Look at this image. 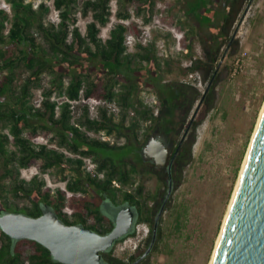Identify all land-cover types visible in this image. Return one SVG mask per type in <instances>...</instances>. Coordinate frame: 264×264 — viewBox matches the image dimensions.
<instances>
[{
	"label": "trees",
	"instance_id": "obj_1",
	"mask_svg": "<svg viewBox=\"0 0 264 264\" xmlns=\"http://www.w3.org/2000/svg\"><path fill=\"white\" fill-rule=\"evenodd\" d=\"M17 14L10 22L7 33L1 34L3 24L0 23V124L8 128V133L0 132V167L2 176L13 180L11 193L16 198L28 197L31 207L27 208V215L37 217L40 215L39 205L46 203L50 205L58 217L66 224H74L63 212L64 200L67 192L59 189L56 195L51 194L48 187H43V181L33 176L32 180L26 182L18 180L19 170L37 163L40 159L42 170L57 166L64 168L67 164L76 165V170L82 165L81 157H94L96 160V172L104 175L103 179L88 174L87 182L101 192H106L109 197L114 196L120 188L112 185L118 181L121 185L132 182V171L127 168L124 158L132 151L129 144H111L109 141L99 140L91 137L87 131H104L118 137H125L127 141H137L140 130V122L153 119L154 123L165 125L167 130L174 131L177 135L181 129L190 123L191 109L196 101L202 98V112L213 107L215 100L214 83L219 71L213 77L212 84L207 93L202 95L196 87L190 83L181 81L157 82L158 103L148 107L142 105V109L136 108L134 94L137 92V84L133 81V73L143 68L141 64L133 66V61L138 58L140 63H155L156 56L154 47H142L138 45L139 52L128 53L123 43L126 26L121 22L111 29L110 36L105 41L98 36L99 26L105 25L111 12L110 0H82L81 15L90 16L85 32L82 33L77 25V17L72 14V5L77 0H53V6L58 13V22L45 24L38 22V30L47 44L43 49L32 35L27 34L25 18L20 17V10L30 13V6H24V0H6ZM123 4H129L136 15L142 17L145 23L152 19L156 0H128ZM209 0H188L191 11L197 21L209 27L213 24L215 34L213 36V48L203 45L204 58L196 61L191 69H200L202 80L205 82L214 75L216 62L218 61L220 45L226 42L227 46L234 45L237 40L229 36L234 23L238 20L247 0H224L222 7L209 6ZM122 4V5H123ZM43 5H40L42 7ZM21 8V9H20ZM203 8L204 12H198ZM116 15L120 19H128L131 12L128 8L124 11L118 10ZM6 18L3 15V18ZM193 30L185 32L179 40L182 49H192ZM203 42V41H202ZM204 44V43H203ZM191 55V53L189 54ZM95 62L99 64L100 73L81 71L84 62ZM23 72V79L19 85L16 81V68ZM159 70L158 63L154 65ZM7 70L6 73L4 71ZM48 73L53 75V88L60 89L62 79L68 76L67 86L63 96L67 99L61 103V112L56 117V102L50 99L52 89L43 91L39 105L30 102L32 90L39 85L40 75ZM122 73L121 88L115 90L113 87L119 83V74ZM161 79V77H159ZM154 79V78H153ZM156 77V81H157ZM104 100L116 102L121 108H136V117L126 124V113L119 117L115 113H108L105 108H100L97 118H91L88 108L84 105V112L77 118L78 124L70 122L69 107L77 101ZM156 110L157 113L156 114ZM39 122L43 125L39 126ZM195 119L192 127L196 126ZM82 125L87 131L80 128ZM42 128V134L47 136L49 132L56 130L59 139L57 145L65 147L69 152L78 155V158H68L55 149L47 148L45 144L34 146L31 140L37 136L38 128ZM192 128V130H193ZM52 140L51 138H49ZM12 144L14 149L8 151L6 144ZM186 158L191 159V149L185 148ZM189 161V160H188ZM180 180V176L178 181ZM80 180L68 184V189L80 188ZM122 199L128 201L137 209V223H146L152 232L151 222L155 215V207L149 204L155 202V196H148L140 186L136 192L128 189L122 190ZM87 203L93 204L91 200L73 196L70 205L80 211L87 208L88 213L94 216V220L86 224L81 219L85 228H89L100 234L111 230L112 223L107 216L101 214L97 209H90ZM1 213V211H0ZM80 215V212H77ZM134 232L128 234L132 235ZM161 238V229L158 225L156 240ZM120 239L115 242L118 243ZM155 240V241H156ZM155 243V242H154ZM135 255H131L132 260ZM0 264H61L54 261L49 251L33 240H12L0 229ZM101 264H128V259L117 257L113 254V248L101 253ZM145 264V263H143Z\"/></svg>",
	"mask_w": 264,
	"mask_h": 264
},
{
	"label": "rangeland",
	"instance_id": "obj_2",
	"mask_svg": "<svg viewBox=\"0 0 264 264\" xmlns=\"http://www.w3.org/2000/svg\"><path fill=\"white\" fill-rule=\"evenodd\" d=\"M128 0H110L111 12L105 25L99 26L98 36L105 41L110 36V31L117 23L126 26L124 33V45L126 52H139L138 45L154 47L156 62L159 70L155 69V63H140L136 58L132 65L141 64L142 69L133 73V78L138 81V91L134 94L136 108L142 109V105L151 107L155 105V85L151 83L158 80L166 82L186 81L202 93L206 83L199 73L192 75L184 73V67L190 64V58L182 56L179 40L185 32L193 30L192 40L195 51L193 54L202 56L200 47L213 44L214 28H201L192 14L186 12L187 0H156L152 19L145 23L141 16L136 15ZM123 4V5H122ZM224 0H213V7L219 8ZM24 6H30L31 12L20 10L19 16L25 18L27 34L32 35L43 49L47 44L43 40L38 22L48 24L58 22V13L53 6V0H24ZM40 5H43L40 7ZM82 0H77L72 5V14L77 17V25L82 33L85 32L86 24L91 20L90 16L81 15ZM128 8L131 16L128 19H120L116 12ZM21 9V8H20ZM17 12L6 0H0V23L3 28L1 34H6L10 22ZM3 15L6 18H3ZM237 40L234 45L227 46L226 42L220 45L217 66L222 54L225 52L223 62L218 68V77L214 85L215 100L212 108L197 115V124L189 133L191 140V159L185 166L181 183L171 194L167 208L160 217L161 238L155 241L154 249L148 255L145 264H208L211 258L216 239L218 237L227 206L231 199L239 171L255 128L262 104L264 102V0H247L243 10L234 23L229 36ZM203 41V42H202ZM204 43V44H203ZM226 50V51H225ZM237 58H241V65L232 74ZM81 71H95L100 73L99 64L84 62ZM148 70V71H147ZM7 70L4 71L6 73ZM15 84L19 85L23 79V72L16 68ZM158 78L157 81L155 80ZM161 77V79L159 78ZM154 78V79H153ZM69 77L62 79L60 89L53 88V75L43 73L40 75L39 85L32 90L30 102L39 105L43 91L52 89L50 99L56 102V117L61 112V102L67 99L63 91L67 86ZM119 83L113 88L118 90L123 83L119 76ZM152 79V80H150ZM197 101L192 107L195 108ZM84 105L88 108L91 118H97L100 108H105L108 113H115L119 117L126 113V124L136 117V108H121L116 102L104 100H83L74 102L69 107L70 122L78 124L79 118L84 112ZM192 110L190 113H192ZM39 122V126L43 125ZM145 121L140 122L142 133ZM80 128L87 131L82 125ZM0 132L8 133V128L0 124ZM40 127L37 136L31 140L32 145L45 144L61 152L68 158H78V155L68 151L65 147L57 145L59 139L56 130L42 134ZM96 139L109 141L111 144H121L123 139L114 134L104 131H87ZM51 138L52 140H50ZM6 149H14L12 144H6ZM82 165L79 171L86 174H96V160L94 157H81ZM41 160L29 167L19 170V179L28 182L36 176L43 181V187L51 190L58 183V188L64 186V178H72L79 173L76 165L69 163L66 167L57 166L42 170ZM0 167V211L15 212L25 211L31 207L28 197L16 198L11 193L13 180L2 176ZM122 188V187H121ZM125 188V187H123ZM90 187L81 190L86 192ZM126 189V188H125ZM90 193V192H89ZM88 194H85L87 196ZM90 196V195H89ZM111 199L120 201L121 191H116ZM132 235H127L123 240L113 245V254L117 257L128 259L141 248L143 240L148 233L145 223H138Z\"/></svg>",
	"mask_w": 264,
	"mask_h": 264
},
{
	"label": "water",
	"instance_id": "obj_3",
	"mask_svg": "<svg viewBox=\"0 0 264 264\" xmlns=\"http://www.w3.org/2000/svg\"><path fill=\"white\" fill-rule=\"evenodd\" d=\"M226 51V50H225ZM222 54L215 74L223 62ZM199 99L190 119L201 104ZM161 146V145H160ZM161 154L166 150L161 146ZM163 208L160 209L158 217ZM133 211L121 209L113 227L100 234L77 224H65L52 211L37 217L20 212L0 214V229L12 240L28 239L45 247L61 264H101V253L131 232ZM157 221L150 247L155 242ZM211 264H264V108L247 149L243 170L236 183L225 224L216 243Z\"/></svg>",
	"mask_w": 264,
	"mask_h": 264
},
{
	"label": "flooded vegetation",
	"instance_id": "obj_4",
	"mask_svg": "<svg viewBox=\"0 0 264 264\" xmlns=\"http://www.w3.org/2000/svg\"><path fill=\"white\" fill-rule=\"evenodd\" d=\"M200 48L202 50V56H196L195 54H193V51H195L193 45L190 51L188 48H184V49L181 48L182 50L181 54L183 57L190 58V64L184 67L183 72L188 73L190 75H192L193 73L194 74L199 73L200 77L202 78V74L199 68L191 69L193 65L196 64L197 60L204 58L203 47ZM190 53L191 55H189ZM122 75H123L122 73L119 74L121 78ZM133 81L138 85L137 83L138 81L136 79H134ZM212 81H213V74L205 81L206 86L202 91V95L208 92L210 85L212 84ZM159 82L163 83L166 81L158 80V83ZM183 83H188V82L184 81ZM154 85L157 87L156 83L153 84L151 83V88H153ZM158 91L159 89L156 88L155 105L158 103L159 100L157 96ZM194 110L195 108L192 110V113ZM200 112H202L201 104L199 108L196 110L194 117L190 119V123L183 129H181L180 134L178 135L174 131L167 130L165 125L162 124L157 125L154 123L153 119H148L145 120L146 124H145V128H143L142 130V133L138 132L137 141L135 140L127 141V138L121 137L123 139V142L121 144H128V145L130 144L132 148V151L129 154H127L124 158V163H126L127 168L132 171V182L125 185H121L120 182L114 180L112 185L114 187L120 188L119 190L116 191H121V192L122 190H125V188L128 189L129 191L136 192L138 188L141 186L146 191L148 196L156 197L155 202L151 201L149 203L150 205L152 204L155 207V211H156L155 215L152 217L153 220L151 222L152 232L150 234V231L148 229V233L145 239L143 240L141 248L135 252V256L132 260H128V264H143L146 261L148 255L154 249V243H153V245L150 247L148 254L144 256L147 248L150 246L156 221H157V227L159 225L160 217H161V215L158 217L159 211L161 208H163V211L167 208V205L169 204L170 196L180 185L185 166L188 164L189 162L188 160H190V158L188 159V157L186 158V156L184 155L186 153L185 148L186 147L191 148V140H190L191 136L189 133L192 131L193 128L192 121L194 119L195 121H197L196 117L197 115H199ZM156 114H158L157 110H156ZM195 124L197 123L195 122ZM160 145L166 150V154L164 156L158 155L162 153L161 152L162 148ZM87 176L88 174L79 172L76 173V175L72 178H68V177L64 178V186L62 189L67 192V197L64 200V205L62 210L66 215V217L70 221H73L74 224L81 226H83L81 223V219L86 220V224L90 223V220L95 219L93 215L88 213L89 211L87 208H82L79 211L77 210V208H75V206L70 205V199L73 196L91 200L93 204L96 205L92 206V204L87 203L88 208L97 209L99 212H101V214L107 216L109 221L112 223V227H113V220L115 215L121 209L130 207L131 210L133 211V221L131 227V232H132V230H134L136 225L138 224L137 209L133 207L128 201L123 200L122 195L120 201H115L114 199H111V197H109L106 192H101L100 190L96 189L94 186L89 185L87 182ZM92 176H97L98 179L104 178V175L102 173L92 174ZM179 176H180V180L178 181ZM75 180L81 181V185L79 186L80 188L69 190L68 184ZM86 186L90 187V189H88V191L86 192L85 191L82 192L81 190H85ZM59 189L60 188H58V183H56L55 188L51 190V194L56 195ZM85 194L88 195L85 196ZM39 209L41 211L40 214L47 210H52L57 215L55 210L46 203H41L39 205ZM27 210L28 209H26L25 211L19 210L15 212L27 214ZM3 212L5 211H1V213ZM77 212H80V215H78ZM147 227L149 226L147 225Z\"/></svg>",
	"mask_w": 264,
	"mask_h": 264
},
{
	"label": "bare ground",
	"instance_id": "obj_5",
	"mask_svg": "<svg viewBox=\"0 0 264 264\" xmlns=\"http://www.w3.org/2000/svg\"><path fill=\"white\" fill-rule=\"evenodd\" d=\"M263 108H264V102H263V104H262V108H261L260 114H259V116H258V119H257L256 125H255V128H254L253 133H252V135H251V139H252V137H253V135H254V132H255V130H256V127H257V124H258V122H259V119H260V116H261V113H262ZM251 139H250V142H251ZM250 142H249V144H250ZM249 144H248V146H249ZM247 149H248V148H247ZM246 154H247V151H246V153H245V156H244V159H243V162H242V165H241V169H240V171H239V175H238L237 181H238V179H239V177H240V174H241V172H242V170H243L244 163H245V160H246ZM237 181H236V183H237ZM235 186H236V184H235ZM234 189H235V187H234ZM233 193H234V190H233V192H232L231 199H230L229 204H228V206H227V210H226V212H225V215H224V218H223V222H222V225H221V228H220V231H219L218 237H217L216 242H215V246H216V243H217V241H218V239H219V237H220V235H221V232H222V230H223V227H224V224H225V220H226V216H227V212H228V209H229V207H230L231 200H232ZM215 246H214V249H213V252H212V255H211V258H210L208 264H211V261H212V259H213Z\"/></svg>",
	"mask_w": 264,
	"mask_h": 264
},
{
	"label": "crops",
	"instance_id": "obj_6",
	"mask_svg": "<svg viewBox=\"0 0 264 264\" xmlns=\"http://www.w3.org/2000/svg\"><path fill=\"white\" fill-rule=\"evenodd\" d=\"M187 3H188V5H187L188 6V9H187L186 12L192 14V16L195 18V15L191 11V4H189L188 0H187ZM208 3L210 4L209 6L211 7V9L213 10V0H209ZM198 12L203 13L204 12V9L203 8H200V9H198ZM198 26L201 27L202 29L203 28H213V24L211 26H209V27H204V25L200 24L199 22H198Z\"/></svg>",
	"mask_w": 264,
	"mask_h": 264
},
{
	"label": "built area",
	"instance_id": "obj_7",
	"mask_svg": "<svg viewBox=\"0 0 264 264\" xmlns=\"http://www.w3.org/2000/svg\"><path fill=\"white\" fill-rule=\"evenodd\" d=\"M241 58H237L236 62H235V67L233 69L232 74H234L236 72V69L241 65Z\"/></svg>",
	"mask_w": 264,
	"mask_h": 264
}]
</instances>
